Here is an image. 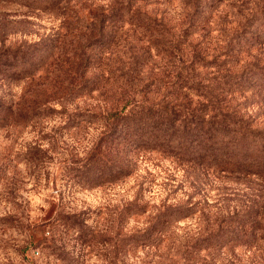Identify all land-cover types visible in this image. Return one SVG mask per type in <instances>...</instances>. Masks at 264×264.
I'll return each instance as SVG.
<instances>
[{
    "label": "trees",
    "instance_id": "1",
    "mask_svg": "<svg viewBox=\"0 0 264 264\" xmlns=\"http://www.w3.org/2000/svg\"><path fill=\"white\" fill-rule=\"evenodd\" d=\"M14 1L50 13L56 25L2 47L3 125L34 126L59 113L99 128L81 159L89 187L129 175L127 154L155 155L181 171L186 198L154 211L134 199L118 211L119 220L144 219L115 234V254L143 253V264H241L240 253H264V119L259 110L247 115L264 107V0L257 15H231L232 30L216 11L225 0H174L177 18L151 7L160 0ZM88 98L97 103L70 108ZM222 178L232 180L229 191L194 198L218 190Z\"/></svg>",
    "mask_w": 264,
    "mask_h": 264
},
{
    "label": "rangeland",
    "instance_id": "2",
    "mask_svg": "<svg viewBox=\"0 0 264 264\" xmlns=\"http://www.w3.org/2000/svg\"><path fill=\"white\" fill-rule=\"evenodd\" d=\"M261 5L259 0H225L216 11L226 17L232 30L236 22L231 15H257ZM151 7L177 18L181 6L174 0H160ZM23 18L29 20L26 28H22ZM55 25L48 12L0 0V53L4 45H16L22 35L45 37ZM1 73L0 68V103L7 88ZM16 91L19 89L13 86L11 93ZM72 103L70 108L97 101L88 98ZM247 109V115L259 110L258 118L264 119V107L253 104ZM2 111L0 105V117ZM66 115L53 113L34 126H6L0 119V264H143L140 252L118 257L114 243L115 234L143 225L144 216L125 215L119 220L117 213L134 199L147 211H154L164 200L186 198L181 171L155 155L131 158L127 154L122 163L132 170L129 175L89 187L81 159L100 138L101 130L93 125H71ZM36 149L39 160L32 155ZM96 168L97 164L91 166L93 178H97ZM215 182L221 184L218 190L207 188L194 198L212 201L217 191L225 185L229 191L233 184L223 178ZM238 257L237 263L264 264V253L243 252Z\"/></svg>",
    "mask_w": 264,
    "mask_h": 264
}]
</instances>
